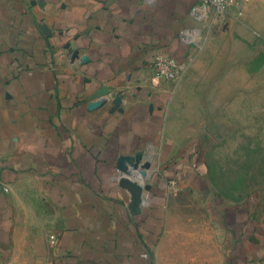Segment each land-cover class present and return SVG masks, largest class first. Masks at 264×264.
<instances>
[{"label": "crops", "instance_id": "0c3cea01", "mask_svg": "<svg viewBox=\"0 0 264 264\" xmlns=\"http://www.w3.org/2000/svg\"><path fill=\"white\" fill-rule=\"evenodd\" d=\"M200 3L0 0V251L27 246L28 264L199 263L211 226L195 203L156 179L134 212L117 162L177 137L163 130L183 84L157 78L152 61L189 65L197 41L183 33L201 28Z\"/></svg>", "mask_w": 264, "mask_h": 264}, {"label": "rangeland", "instance_id": "374dc122", "mask_svg": "<svg viewBox=\"0 0 264 264\" xmlns=\"http://www.w3.org/2000/svg\"><path fill=\"white\" fill-rule=\"evenodd\" d=\"M189 34L196 53L170 81L183 87L163 130L177 137L148 145L146 158L140 151L147 176L130 177L150 185L144 196L157 179L167 195L195 203L190 213L211 226V246L196 251L197 264H264V0H228L224 14L210 8ZM188 128L195 137L184 135ZM180 144L185 150L175 154ZM177 162L180 169H168ZM193 181L198 191L185 186ZM39 237L48 235H35V242ZM28 256L27 246H5L0 264H28Z\"/></svg>", "mask_w": 264, "mask_h": 264}, {"label": "built area", "instance_id": "2783aa9c", "mask_svg": "<svg viewBox=\"0 0 264 264\" xmlns=\"http://www.w3.org/2000/svg\"><path fill=\"white\" fill-rule=\"evenodd\" d=\"M227 6L228 0H201L200 5L193 8V14L197 19L203 20L207 16L208 9L214 8L216 12L224 14L227 11ZM183 37L185 40L191 41L189 31L183 33ZM152 67L157 78L171 81L184 74L187 64L168 54L158 52L153 58ZM49 240L51 243H55L56 236H49Z\"/></svg>", "mask_w": 264, "mask_h": 264}, {"label": "water", "instance_id": "95a60500", "mask_svg": "<svg viewBox=\"0 0 264 264\" xmlns=\"http://www.w3.org/2000/svg\"><path fill=\"white\" fill-rule=\"evenodd\" d=\"M100 103H93L91 105L92 108L99 107ZM142 153H138L136 156H120L117 162L119 180L121 186L127 189L132 195V208L134 212H141L143 203L145 202L144 199V188L149 189L150 185H140L135 183V181L130 177V175L135 176V173L140 172L142 177L147 176V172L145 169L140 168L139 161ZM146 166H149V163L146 162Z\"/></svg>", "mask_w": 264, "mask_h": 264}]
</instances>
